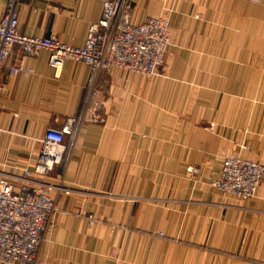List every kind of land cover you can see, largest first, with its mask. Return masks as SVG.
I'll use <instances>...</instances> for the list:
<instances>
[{"label": "crops", "instance_id": "obj_1", "mask_svg": "<svg viewBox=\"0 0 264 264\" xmlns=\"http://www.w3.org/2000/svg\"><path fill=\"white\" fill-rule=\"evenodd\" d=\"M129 1L137 23L168 18L163 65L152 77L98 73L99 120L80 121L66 163L45 178L58 187L57 210L38 259L264 264V176L243 201L212 186L222 151L264 163V0ZM102 3L18 0L17 30L81 46ZM49 54L24 56L17 44L0 69V174L32 169L45 131L79 109L89 66L54 68ZM20 65L32 72L10 73ZM190 166L199 172L188 174Z\"/></svg>", "mask_w": 264, "mask_h": 264}, {"label": "built area", "instance_id": "obj_2", "mask_svg": "<svg viewBox=\"0 0 264 264\" xmlns=\"http://www.w3.org/2000/svg\"><path fill=\"white\" fill-rule=\"evenodd\" d=\"M18 0H6L0 16V69L10 57L14 45H20L24 56L39 50L49 51V65L61 67L66 61H80L89 66L79 109L61 129H47L43 147L32 169L22 175L0 174V263L56 264L38 259L37 253L50 215L57 210L51 192L58 189L45 180L54 166L64 165L69 157L80 121H97V75L103 70L123 68L131 73L152 76L158 73L170 42L168 18L147 16L142 22L133 19L129 0H103L99 19L88 25L83 45L72 46L53 36L36 37L21 34L18 28ZM32 72L23 65L10 67V73ZM246 152L248 145L241 147ZM222 167L212 186L239 200L253 197L264 176V163L233 151H222ZM187 172L197 174L190 166ZM19 180L18 186L12 182Z\"/></svg>", "mask_w": 264, "mask_h": 264}, {"label": "rangeland", "instance_id": "obj_3", "mask_svg": "<svg viewBox=\"0 0 264 264\" xmlns=\"http://www.w3.org/2000/svg\"><path fill=\"white\" fill-rule=\"evenodd\" d=\"M162 65H163V63H162ZM161 65V66H162ZM160 68V67H159ZM158 68V69H159ZM142 76H144V75H142ZM152 76H154V75H152ZM152 76H149V77H152ZM145 77H147V76H145ZM97 96H98V93H97ZM249 147H250V145H248ZM40 155V154H39ZM221 161H222V159H221ZM36 164V163H35ZM222 167V166H221ZM221 171V170H220ZM189 174V173H188ZM220 174V173H219ZM191 175V174H190ZM219 176V175H218ZM215 180V179H214ZM215 188V187H214ZM217 189V188H216ZM217 190H219V189H217ZM220 191V190H219ZM221 192V191H220ZM226 194H228V193H226ZM228 195H230V194H228ZM230 196H232V197H234L233 195H230ZM235 199H237L236 197H234ZM251 198V197H250ZM248 199V198H247ZM238 201H239V199H237ZM246 200V199H245ZM240 201H243V200H240ZM92 220V219H91ZM37 256H38V253H37Z\"/></svg>", "mask_w": 264, "mask_h": 264}]
</instances>
